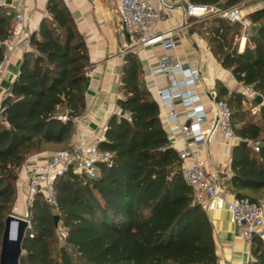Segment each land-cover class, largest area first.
<instances>
[{"label": "trees", "instance_id": "trees-1", "mask_svg": "<svg viewBox=\"0 0 264 264\" xmlns=\"http://www.w3.org/2000/svg\"><path fill=\"white\" fill-rule=\"evenodd\" d=\"M242 0H190L231 7ZM256 1V0H254ZM261 1L264 4V0ZM14 12L0 6V60L3 42L15 25ZM250 26L243 51L242 27L214 16L202 28L210 50L235 78L256 95L217 83V98L231 109L237 135L227 189L236 197L264 199V5L247 14ZM20 72L0 104V250L5 220L16 200L17 179L27 158L51 145L70 146L75 120L86 110V42L63 0H48L47 15L30 35ZM117 104L99 141L112 153L96 177L68 171L55 182L56 211L42 196L31 209L21 264H217L214 227L183 177L179 152L160 118L158 101L143 80L138 55L124 54ZM257 95L262 102L256 101ZM256 108V109H255ZM66 116L63 119L62 116ZM71 143V144H70ZM59 214L55 224L54 215ZM65 230L58 243L57 229ZM253 260L264 264V240H251Z\"/></svg>", "mask_w": 264, "mask_h": 264}, {"label": "crops", "instance_id": "crops-1", "mask_svg": "<svg viewBox=\"0 0 264 264\" xmlns=\"http://www.w3.org/2000/svg\"><path fill=\"white\" fill-rule=\"evenodd\" d=\"M63 1L70 10L77 28L86 42L92 63L87 71L86 110L82 116L75 120L71 143L73 144L80 139L91 142L94 140L101 141L105 138L104 133L110 116L114 113L125 115L118 106L117 100L123 97L121 91L125 54L123 51L129 43L131 44V38L120 24L117 14L118 0ZM47 2L48 0H11V3L1 6L6 7L11 12L20 11L25 14L29 20L28 31L32 34L39 29L42 18L47 15ZM252 5L245 10L246 14L264 4L256 0L253 1ZM186 7L187 2L185 0L173 1L172 7L166 10L163 20L159 22L161 30L175 28L178 43L172 51L167 52L162 46L157 45L149 48H137L132 52L138 55L143 67L144 83L156 100L158 90L170 84V80L165 74L153 72L154 68L158 66L160 56L170 53L174 56V63L199 69L200 81L196 88L200 95V101L210 114V112L212 113L211 94H217V83L225 86L229 93L236 91L245 95L247 89L235 78L231 70L221 65L210 50L202 33L195 29L197 23L204 19L187 16ZM31 49L30 43L21 41L13 50L10 61L0 78V104L20 72L25 51ZM174 108L178 112H184L186 109L180 99L174 101ZM170 111L171 108L160 106V118L173 147L179 152L186 148L192 139L184 138L180 131L173 132L170 130V122L167 120ZM183 115L179 117L181 123L186 122ZM203 128L211 130L208 121L203 123ZM210 139L205 145H194L192 149L194 157L205 161L209 173H218L230 166L232 151L236 144L227 142L217 130L213 131ZM54 151L57 150L49 145L46 150L29 156L19 172V181L17 179L16 183L22 180L25 190L28 168L35 163L47 160ZM228 169L226 182H229L232 175L231 166ZM219 174L222 177L225 176ZM16 199L22 201L23 194L16 193ZM20 208L22 209L23 206ZM206 211L214 227L218 255L217 264H248L253 260L251 242L245 240L235 230L230 222L229 211L227 209Z\"/></svg>", "mask_w": 264, "mask_h": 264}, {"label": "built area", "instance_id": "built-area-1", "mask_svg": "<svg viewBox=\"0 0 264 264\" xmlns=\"http://www.w3.org/2000/svg\"><path fill=\"white\" fill-rule=\"evenodd\" d=\"M173 1L175 0H118L119 21L123 30L130 36L131 46L134 49L160 45L169 52L176 47L178 40L175 36V28L166 30L159 28V22L163 20L166 10L172 7ZM185 1L187 16L200 19L220 16L231 24L239 23L242 27V33L238 39L239 50L245 47L246 29L250 26V20L240 3L223 8L215 4H194L189 0ZM6 2L7 0H0V6L5 5ZM14 19L12 33L3 42L4 53L0 60V78L16 46L21 41L29 44L31 33L28 31L27 16L18 11ZM173 57L170 53L160 56L158 66L153 70L154 73L165 74L170 80L167 87L158 90L157 101L159 106L171 108L167 115L170 130L180 131L184 138L192 139L186 148L179 151V155L183 177L192 189L193 198L205 210L227 209L231 224L245 240L251 242L254 235L264 240V200L253 201L249 197H236L226 186L227 170L230 166L218 173H209L205 161L194 157L192 147L208 143L215 130L219 131L227 142L237 144L243 140L233 129L230 106L226 100L218 99L217 94L213 93L211 94L212 113L209 114L200 101L196 88L200 81L199 69L174 63ZM246 89V97L249 100L253 99L256 93L248 87ZM177 99H180L186 108L184 112L175 110L174 101ZM182 114L186 118L185 123L179 120ZM62 118L66 119V116ZM205 121H208L211 130L203 128ZM99 141L80 139L67 148L55 151L47 160L31 165L27 170L26 189L24 190L22 180L17 183V193H22L23 199L22 201L16 199L10 215L26 221L30 228L31 209L39 195L56 211L58 202L55 182L61 176L71 171L78 175L96 177L99 174V163L112 162V153L101 149L98 145ZM219 173L226 177H222ZM21 206H23L22 209Z\"/></svg>", "mask_w": 264, "mask_h": 264}, {"label": "water", "instance_id": "water-1", "mask_svg": "<svg viewBox=\"0 0 264 264\" xmlns=\"http://www.w3.org/2000/svg\"><path fill=\"white\" fill-rule=\"evenodd\" d=\"M6 3H11V0H7ZM234 25L239 26V23ZM256 101L261 103L262 96L257 95ZM247 143L246 140H242L237 144L246 145ZM59 218V214L54 215L55 224H58ZM28 228V223L20 218L12 215L6 218L1 241L0 264H21L23 255L22 243Z\"/></svg>", "mask_w": 264, "mask_h": 264}, {"label": "rangeland", "instance_id": "rangeland-1", "mask_svg": "<svg viewBox=\"0 0 264 264\" xmlns=\"http://www.w3.org/2000/svg\"><path fill=\"white\" fill-rule=\"evenodd\" d=\"M254 0H242L241 2H239L241 4V6H243L244 8V12L246 9H249V7L253 6L252 3H253ZM214 18V16L210 17V18H206L204 20H201L197 23L196 25V28L197 31L201 32L202 28H205L211 21L212 19ZM249 27L246 29V33L248 31ZM126 33V32H125ZM135 49L133 48V46H131V44L129 43L128 46H126V48L124 49V53L126 52H129V51H134ZM256 109V108H255ZM63 149V148H61ZM56 150H60V148H56ZM55 152V151H54ZM264 200V199H262ZM16 201V200H15ZM15 203V202H14ZM55 210V209H54ZM64 232L65 230L63 229L62 226L59 225L58 229H57V236H58V243L62 244L64 241H63V236H64Z\"/></svg>", "mask_w": 264, "mask_h": 264}]
</instances>
